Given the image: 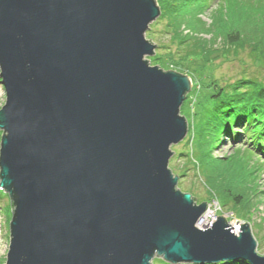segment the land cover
<instances>
[{
    "label": "water",
    "instance_id": "obj_1",
    "mask_svg": "<svg viewBox=\"0 0 264 264\" xmlns=\"http://www.w3.org/2000/svg\"><path fill=\"white\" fill-rule=\"evenodd\" d=\"M156 0H0L5 264H264L244 222L198 228L207 204L168 167L189 76L150 65Z\"/></svg>",
    "mask_w": 264,
    "mask_h": 264
},
{
    "label": "rangeland",
    "instance_id": "obj_2",
    "mask_svg": "<svg viewBox=\"0 0 264 264\" xmlns=\"http://www.w3.org/2000/svg\"><path fill=\"white\" fill-rule=\"evenodd\" d=\"M168 1L169 4L178 6L172 0H166L165 4ZM156 2L160 7V15L149 24L145 33V38L156 44V48L154 54L146 58L149 60L150 65H157L164 70H174L189 76L192 83L180 108V114L186 118L190 126L183 140L172 144L170 147L173 154L169 158L168 167L178 177L176 187L182 192H188L192 197H195V203L205 202L207 204V211L212 212L208 216L210 222L207 227L210 226L215 216H223L230 225H234V228H236L235 233L239 232V225L241 223H248L251 233L257 242L256 252L264 255V161L263 163L260 161L259 153H253L254 155L249 156L245 152L242 153L241 150L246 147V142L248 141L245 135L244 137L240 135L238 138L236 134L233 137L222 136L220 134L217 145L212 149V156L219 159L227 157L231 153H236L230 159L233 162L231 169L228 167L229 170L220 172L219 169L223 167L222 161H215L210 156L203 157L205 151L202 155L204 148L196 143L197 138H195L193 145L190 144L192 140L191 127L198 124L201 105L206 104L210 95L215 90L226 87L227 83L239 81V79L246 78L251 80L253 78L259 82L260 86L264 87V61L255 60L256 57L251 53L248 43H245L242 48L235 52L230 46L223 44V34L219 33L220 31L223 32V29L218 25L220 22L215 24L216 27L212 28L214 29L212 39H215V44L224 47V51L219 52L218 56L208 61H204L202 57L194 56L180 59L183 53L179 51L177 44L170 40V35L166 32L168 28L166 25L167 19L161 17L162 0H156ZM223 2H226L225 7L222 6ZM207 3L210 4L208 10H206L207 4H199L200 6L196 10H185L187 15H183L182 19H179L177 23H187L183 28H187L190 25L188 22L201 24L202 22L197 17L210 23L211 14H214L212 11L219 4L220 9H218V13L216 14L223 19V23L226 24L224 25L225 29L231 25V21H234L241 33L243 31V33L247 32L255 35L256 38H259L263 42L264 0H207ZM186 4L190 9H193L194 1L187 0ZM213 21L215 22L216 19ZM217 21H220V19ZM254 30L255 33L253 34ZM247 86L245 85V87ZM4 102L5 92L0 83V107ZM262 110L261 114L258 113L259 119L264 118V108ZM196 128L198 129V125ZM190 129L191 132H189ZM197 129L195 137H198ZM238 130L242 133L240 129ZM1 134L2 131L0 130V136ZM235 148L240 149L236 150ZM190 155L193 158L191 160ZM241 156L242 161L241 159L238 161V158ZM246 160H249V162ZM235 172H239L238 174L242 176V186L252 190V193L256 195L254 199L259 200V204L252 203L248 208L238 212L237 216L234 215L231 210L232 208H230L232 206L231 203L222 205V199L219 194V191L224 187L223 184L225 186H232L233 176L238 175ZM239 175L238 178L240 177ZM223 178H225L223 184L219 186L218 183ZM238 178L236 179L238 180ZM214 195L218 197L220 202ZM11 212L8 194L0 189V264H5L8 250ZM240 217L247 221L242 220ZM260 221H263L261 226L258 224ZM197 227L202 230L206 229V227ZM231 231L234 232L233 229ZM158 260L163 259L161 257H154L152 264H158Z\"/></svg>",
    "mask_w": 264,
    "mask_h": 264
},
{
    "label": "trees",
    "instance_id": "obj_3",
    "mask_svg": "<svg viewBox=\"0 0 264 264\" xmlns=\"http://www.w3.org/2000/svg\"><path fill=\"white\" fill-rule=\"evenodd\" d=\"M165 1L166 0H162L163 7H161V17L167 19L166 25L168 28L166 32L170 35V40L175 42L179 51L183 53L180 59L194 56L202 57L204 61H208L211 60V58L218 56L219 52L224 51V47L218 46L214 43L215 39H212V34H214V29L212 28L216 27L215 24L220 22L218 25L223 29V32L220 31L219 33L223 34V44L230 46L235 52L242 48L245 43H248L251 53L256 57L255 60L260 62L264 61V40L262 42L259 38H256L255 35L247 32L243 33L242 31L241 33L238 25L235 24L234 21H231V25L225 29L224 25L226 24L223 23V19L216 14L218 13V9H220L219 4L212 11L214 14H211L212 18L210 19V23L197 17V19L202 22L201 24L188 22L190 25L187 28H183L187 23L182 24L181 22L178 24L177 21L182 19L183 15H187L185 10H196L200 6L199 4H207L206 10H208L210 4L207 3V0H192L194 1V6L193 9H190L186 4L187 0H172L174 4L178 6L169 4V1L165 4ZM225 3L226 2H223L222 6L225 7ZM214 19H216L215 22L213 21ZM218 19H220V21H217ZM254 33L255 30L253 31V34ZM207 36L209 37L207 38ZM156 59L158 58L156 57ZM258 83L259 82L256 79L251 78L250 80L245 78L232 83H227L226 87H221L215 90V92L210 95L206 104L201 105L197 124L198 129L196 128L197 125L191 127L192 140L190 144L193 145V143H195V138H197L196 143L204 148L202 155L205 151L203 157L210 156V158L215 161H222L223 167L219 169L220 172L227 171L229 168L231 169V164L233 162L230 161V159L236 155V153H231L229 156L219 159L212 156V149L217 145L220 134L228 137H233V135L236 134V137L238 138L240 135L243 137L245 135L248 141L246 142V147L241 150L242 153L245 152L248 156L254 155L253 153H259L260 161L262 163L264 161V118H258V113L261 114V111H263L262 109L264 108V87L260 86ZM245 85L248 86L245 87ZM189 126L190 124L188 123V127ZM191 129L189 132H191ZM196 129L198 130V137H195ZM238 129H240L242 133H240ZM237 149L239 150L240 148ZM191 159H193L192 155H190V160ZM240 159L242 161V156L238 158V161H240ZM246 161L249 162V160ZM238 175H235V177L238 178ZM235 177L233 176L234 179L232 186H225L223 184L225 178L220 180L218 184L219 186L222 184L224 186L221 191H219L222 205L231 203L232 206L230 208H232L231 210L234 215L237 216L238 212L242 211V209L248 208L252 203L259 204V200L257 201L254 199L256 195L255 193H252V190L242 186V176H240L241 178L239 177L238 180ZM245 189H247V192ZM211 195L213 196L212 193ZM214 197H216V195H214ZM216 199L220 202L218 197H216ZM241 219L247 221L244 218ZM263 221L258 222V224L261 226ZM158 261V264H169L163 260ZM210 264L249 263L237 260L220 261L218 263Z\"/></svg>",
    "mask_w": 264,
    "mask_h": 264
},
{
    "label": "bare ground",
    "instance_id": "obj_4",
    "mask_svg": "<svg viewBox=\"0 0 264 264\" xmlns=\"http://www.w3.org/2000/svg\"><path fill=\"white\" fill-rule=\"evenodd\" d=\"M210 213H212V212L207 211V212L204 214V216L202 217V220H201V222L198 224V226H200V227H207V226H208V224H209V222H210V219L208 218V216H209ZM231 229H233L234 232L236 231V228H234V227L231 228Z\"/></svg>",
    "mask_w": 264,
    "mask_h": 264
}]
</instances>
